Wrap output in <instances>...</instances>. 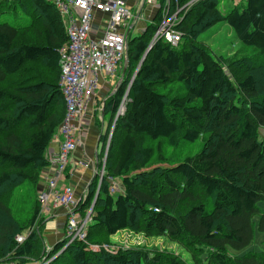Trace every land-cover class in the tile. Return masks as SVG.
<instances>
[{
  "label": "trees",
  "instance_id": "trees-1",
  "mask_svg": "<svg viewBox=\"0 0 264 264\" xmlns=\"http://www.w3.org/2000/svg\"><path fill=\"white\" fill-rule=\"evenodd\" d=\"M167 2L174 12L187 1L160 0L163 7ZM220 4L201 0L182 12L178 47L159 41L149 50L161 13L142 35L130 33L124 80L104 107L108 127L101 135L100 162L113 132L87 239L108 240L133 230L166 237L190 260L165 250L96 254L82 242L61 253L66 242H60L47 262L60 255L50 264H264V251L228 253L253 243L255 217L264 233L258 206L264 202V0H243L226 12ZM221 23L254 53L213 55L199 38ZM68 40L51 1L0 0V263L35 264L46 257L37 186L66 116L60 51ZM173 83L181 84L182 95L164 92ZM200 138L198 154L167 165L164 144L175 148ZM108 178L122 189L113 192ZM24 186L36 194L28 199V220L12 204ZM97 186L95 178L82 210L91 205Z\"/></svg>",
  "mask_w": 264,
  "mask_h": 264
},
{
  "label": "built area",
  "instance_id": "built-area-1",
  "mask_svg": "<svg viewBox=\"0 0 264 264\" xmlns=\"http://www.w3.org/2000/svg\"><path fill=\"white\" fill-rule=\"evenodd\" d=\"M49 1L60 11L69 36L67 44L60 51V86L66 103V116L54 136L56 140L61 137L59 151L49 150L47 153L51 174L38 194L41 203L39 219L48 217L53 208L66 210L67 224L64 238L61 240L66 242V250L76 242L87 244L95 204L106 177L105 170H102L100 175V169L97 171L96 176L99 178L95 196L91 205L82 210L81 204L87 200L88 191L78 199L73 186L66 182L70 156L82 144L84 133L77 120L87 114L88 104L99 88V76L114 78L119 72L123 73L126 46L139 19L136 20L133 14L136 6H131L127 0ZM157 2L158 0H142L141 5H154ZM171 10L169 4L163 9L161 22L149 48L159 41H164L172 47L180 45L182 34L176 27L181 22L183 8L177 7L174 12ZM122 112L123 107L119 109L117 117ZM112 132L113 129L107 143L106 155ZM103 162H106V158ZM108 181L115 192V180L108 178ZM22 240L24 241L23 238ZM18 241L20 242L21 238H18Z\"/></svg>",
  "mask_w": 264,
  "mask_h": 264
},
{
  "label": "rangeland",
  "instance_id": "rangeland-1",
  "mask_svg": "<svg viewBox=\"0 0 264 264\" xmlns=\"http://www.w3.org/2000/svg\"><path fill=\"white\" fill-rule=\"evenodd\" d=\"M186 1H187L186 5L180 7V8H183L184 12L186 10L188 11L191 6H193L198 1H201V0H186ZM141 2L142 0L140 1L135 0L136 7H135V13L133 11V14L135 15V18L138 15L140 16V18H139L138 24L132 30L131 37L142 35L144 31L147 29V27L150 26L151 23L156 22L155 19L160 15V13H161V17L163 16V9L165 7H163L160 4V0H158L157 4L147 5L145 8L143 7V9H141L140 7ZM242 2L243 0H220L221 11L223 12H226L228 10L230 11L232 7H234L235 4L242 3ZM166 5H168V2L166 3ZM180 21H182V17H180ZM199 41L204 42L212 50V53L215 56L220 55V56H225L226 58L230 59L234 57L239 58V57L249 56L254 53L253 49L243 47V45L237 40L234 31L231 29V27L227 23H221L215 26L214 28H212L211 30L203 34L199 38ZM117 84H115V87L117 86ZM164 92L173 97L182 95L184 93V91L181 89L180 83H173V84L167 85L166 89H164ZM261 135H264L263 130L261 131ZM161 141H163V139ZM180 144L181 145L179 147H175V148L169 147L167 144L163 145L164 156L167 159H169V164H167L168 166L172 165L173 163L177 165L179 163H182L186 158L192 157L198 154L203 149L204 140L203 138H200L195 143L181 142ZM153 145L155 146V148H157L158 142L154 143ZM106 150H107V146H106ZM107 155H108V152H107ZM107 155L105 154L101 158V162L99 161V165H100L99 175L102 172V170L103 171L105 170V175H107L106 169H105L106 163H107ZM105 158H106V162H103ZM154 161H157V160H154ZM47 170L48 168L39 173L37 194H39V192L44 188V187L40 188L42 184H44V186L46 185ZM96 178L98 179L99 176L97 175ZM113 187L116 189V191H120L122 189L120 182L118 181H115L113 183ZM34 195L36 196V194H34L30 190V188H26L25 186L16 190L13 195L12 204L15 205L14 206L16 210L15 212L23 220H28L29 218L28 211H27L28 199ZM258 206H259V209L264 212V202H260ZM65 216H66V219H65V228H66L67 214H65ZM93 217H94V214H93ZM41 219L46 220V226L41 232L42 233L41 237L43 236V240H44L46 257L42 259L41 261H39V263H35V264L46 263L51 256L49 254L52 253L56 245L61 242V241H57L54 243L50 238L49 239L47 238V236L50 235V233H48L47 231H56V226L54 225L55 222L54 221L50 222L48 220V217H45V216L42 217ZM254 222H255V239L253 243L249 247H247L246 249L240 252L234 251L229 248L228 249L229 255L240 257L249 252L264 251V233L260 232L258 229L259 217H255ZM29 231H30L29 229L25 230L22 234V237H19L21 238L22 242H23L22 238L25 239L24 236H28ZM86 245L88 246L89 250H91L92 252L96 254H100L101 252H106L107 254L109 253L111 255H117L119 254V252H128L131 250H142V251H147L148 253H150V255H152L153 253H157V252L165 250V251H169L174 254H177V255H181L182 258L187 261L190 260L189 253H187L178 244L170 242L166 237H162V238L161 237L160 238L147 237L144 233L143 234L136 233L133 230H123L117 233L116 235L110 237L108 240H106V237L98 239V240H94V239L91 241L87 240ZM63 252L64 251H62L61 253ZM59 255L60 254L56 255L51 261L47 263L48 264L52 263L55 259H57ZM0 264H15V263L5 262V263H0Z\"/></svg>",
  "mask_w": 264,
  "mask_h": 264
},
{
  "label": "crops",
  "instance_id": "crops-1",
  "mask_svg": "<svg viewBox=\"0 0 264 264\" xmlns=\"http://www.w3.org/2000/svg\"><path fill=\"white\" fill-rule=\"evenodd\" d=\"M132 6H136L132 0H127ZM147 5H144L145 8ZM142 8V5H141ZM143 9V8H142ZM122 73H118L116 77L99 76V88L95 96L88 104L87 114L77 120V124L83 129L82 144L71 154L67 173V183L73 186L76 198H81L88 190L96 178L99 165V153L102 151L101 135L108 127V118L103 115L104 107L107 99L114 94L115 84L121 79ZM111 91V92H109ZM108 93V95H107ZM101 122V125L97 121ZM61 137L54 139L50 150L58 152L60 148ZM82 164V166L80 165ZM51 174V168L47 170L46 179ZM44 184L40 188L43 187ZM118 192V191H117ZM66 210L64 208H53L48 220L54 221L56 231H47L50 235L47 238L54 243L61 241L65 233Z\"/></svg>",
  "mask_w": 264,
  "mask_h": 264
},
{
  "label": "water",
  "instance_id": "water-1",
  "mask_svg": "<svg viewBox=\"0 0 264 264\" xmlns=\"http://www.w3.org/2000/svg\"><path fill=\"white\" fill-rule=\"evenodd\" d=\"M142 8H143V5H142ZM141 8V9H142ZM140 18V16L138 15L137 17H136V20H138ZM128 49H129V45H127L126 46V57H125V60H124V67H123V73H122V76H121V79H120V81L118 82V84H117V86L115 87V91H114V93L118 90V88L121 86V83L123 82V80H124V77H125V74H126V71H127V68H128V65H129V56H128ZM151 48H149V50H150ZM148 50V51H149ZM148 53V52H147ZM147 53H146V55H145V57L143 58V61H144V59L146 58V56H147ZM142 61V62H143ZM142 64V63H141ZM102 116H104V112H103V115ZM65 251V250H64Z\"/></svg>",
  "mask_w": 264,
  "mask_h": 264
}]
</instances>
